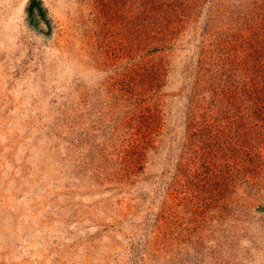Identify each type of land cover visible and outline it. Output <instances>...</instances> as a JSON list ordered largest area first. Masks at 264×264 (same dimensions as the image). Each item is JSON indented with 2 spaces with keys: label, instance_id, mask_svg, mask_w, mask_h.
Masks as SVG:
<instances>
[{
  "label": "rangeland",
  "instance_id": "1",
  "mask_svg": "<svg viewBox=\"0 0 264 264\" xmlns=\"http://www.w3.org/2000/svg\"><path fill=\"white\" fill-rule=\"evenodd\" d=\"M29 1L0 0V264H264V0Z\"/></svg>",
  "mask_w": 264,
  "mask_h": 264
},
{
  "label": "trees",
  "instance_id": "2",
  "mask_svg": "<svg viewBox=\"0 0 264 264\" xmlns=\"http://www.w3.org/2000/svg\"><path fill=\"white\" fill-rule=\"evenodd\" d=\"M27 12L31 19H35L36 15L44 14L45 8L43 7L42 1L30 0L27 6ZM261 25V30L263 31L256 28L254 31L255 37L243 41V45L238 49L244 52L246 62H251V65H255L258 71L255 75L259 77L254 84L255 88L246 92L240 98V100L245 101L241 112L250 122H261L264 124V35H262L264 33V23ZM260 37L263 39H259ZM230 98L231 100L234 99L231 96ZM236 99L238 100V97Z\"/></svg>",
  "mask_w": 264,
  "mask_h": 264
}]
</instances>
